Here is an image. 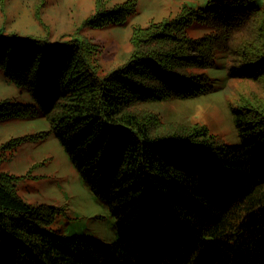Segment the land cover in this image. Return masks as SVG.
I'll return each instance as SVG.
<instances>
[{"label": "trees", "instance_id": "obj_1", "mask_svg": "<svg viewBox=\"0 0 264 264\" xmlns=\"http://www.w3.org/2000/svg\"><path fill=\"white\" fill-rule=\"evenodd\" d=\"M250 2L208 0L135 29L131 56L107 73L78 33L57 43L0 27V70L33 98L0 100V119L44 116L49 124L1 149L53 133L119 232L105 242L52 229L61 208L25 201L18 177L0 166V264H264V5ZM131 3L99 4L83 25L125 21L137 11ZM194 21L211 30L190 36ZM220 57L229 78L262 89L231 107L236 144L151 108L213 92L198 69Z\"/></svg>", "mask_w": 264, "mask_h": 264}, {"label": "rangeland", "instance_id": "obj_2", "mask_svg": "<svg viewBox=\"0 0 264 264\" xmlns=\"http://www.w3.org/2000/svg\"><path fill=\"white\" fill-rule=\"evenodd\" d=\"M133 1V0H132ZM136 13L125 21L110 19L100 26H84L98 5L117 9L131 5V0H0V27L25 34L47 35L53 42L63 43L78 33L96 47L95 57L102 73L119 67L134 49L133 31L150 23H160L176 17L184 8L205 9L208 0H134ZM249 5L261 7L264 0H251ZM132 8V5H131ZM206 24L192 22L187 32L199 37L209 32ZM205 71L212 77L216 89L189 99H172L152 105L164 121L207 125L221 141L239 142L233 123L232 108L241 96L261 93L259 83L231 79L224 68L223 57ZM29 104L32 96L0 70V100ZM44 116H19L0 119V166L18 177L19 195L33 205H54L61 210L51 228L68 236H88L105 242L119 239L116 218L108 205L94 195L69 155L53 133L37 139H27L12 148L1 149L9 140L47 131Z\"/></svg>", "mask_w": 264, "mask_h": 264}]
</instances>
